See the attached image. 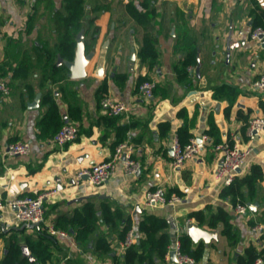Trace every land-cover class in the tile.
I'll return each mask as SVG.
<instances>
[{"label": "crops", "instance_id": "1", "mask_svg": "<svg viewBox=\"0 0 264 264\" xmlns=\"http://www.w3.org/2000/svg\"><path fill=\"white\" fill-rule=\"evenodd\" d=\"M34 1L0 0V17L4 20L0 33V62L4 36H16L23 30ZM53 1L55 4L61 2ZM111 2V8L92 19L80 31L81 39L76 40L83 56H89L85 77L68 76L64 87L69 89L65 91L51 87L65 124L69 122L68 104L77 103L80 107L81 118L76 123L78 134L73 142L53 146L51 140L37 137L36 123L43 113L40 92L36 91L32 99H27L26 95L23 100L19 90L1 98L0 261L6 253L7 239L34 236L39 229L46 233L44 228L53 226L59 216L71 215L93 198L96 204L105 201L110 209H119L130 219L136 244L144 237L138 232L144 215L165 219L172 238L167 252L175 239L186 234L187 224H196L189 217L191 213L215 214L222 208L231 216L230 228L235 240L232 244L227 241L222 225L215 230L202 226L204 230L217 231V238L207 242L192 241L193 249L199 244L203 246L202 257L196 264H236V258L246 248L260 251L262 244L251 231L250 222L257 221L264 210V132L248 141L246 126L252 117H264V91L253 87V82L264 72V49L248 38L256 22L264 26V0H237L234 4L223 0H133L136 10L133 16L125 8L127 3ZM35 33L33 30L24 36V46L30 44ZM145 37L158 50V63L151 69L138 58V49ZM190 48L195 49L196 65L188 68L192 87L186 88L177 82L175 67ZM101 56L104 76H96L94 72ZM198 62L199 77L196 74ZM28 80L32 81L33 77ZM140 80H150L158 86L150 105L143 104L140 98ZM103 82H106L107 96L131 107L128 114L114 123L104 120L98 104L97 90ZM222 85L234 89L236 96L213 98V88ZM129 122L133 126L126 140L134 146L133 158L140 163V171L133 177L125 176L118 162L114 175L100 186H89L86 177L77 182L79 172L109 159L116 128ZM184 125L189 126L192 138L207 136L210 145L181 167L174 168L171 146ZM209 131L212 136L207 134ZM232 132L251 147L238 177L249 174L255 165L263 173L256 211L248 209L244 216L234 213L229 198L220 197L222 187L212 177L220 156L211 144L224 141ZM17 141L30 145L29 155L3 156L5 146ZM52 189L56 193L44 200L41 225L24 227L14 220L13 211L7 206L9 200ZM156 189L165 196L176 195L180 200L173 206H147L146 194ZM65 233L64 236L46 233L54 246L45 264H64L67 258L79 255L86 264H112L110 257L98 259L89 253L81 254L74 232L70 229ZM98 233H106V226L102 225ZM107 237L112 240L115 256L120 257L123 254L117 248L120 240L116 234ZM159 264L176 262L168 253Z\"/></svg>", "mask_w": 264, "mask_h": 264}, {"label": "trees", "instance_id": "2", "mask_svg": "<svg viewBox=\"0 0 264 264\" xmlns=\"http://www.w3.org/2000/svg\"><path fill=\"white\" fill-rule=\"evenodd\" d=\"M111 4V0H61L59 4H55L53 0H35L30 6L23 30L16 36H4L0 80L7 81L10 91L19 90L23 100L26 95L27 99H32L36 91L40 92V107L43 113L36 123L39 139L52 140L55 133L65 125L51 87L57 86L60 91L68 88L64 85L67 84L69 70L64 63L72 62L74 59L78 33L92 19L108 11ZM125 8L132 16L134 15L136 10L133 0H129ZM262 15L260 14V17ZM3 24L4 20L0 17V33ZM258 26L264 27L262 22H256L253 28ZM33 30H36L34 39L24 46V36H28ZM143 40L138 49V58L151 69L158 63V50L147 37ZM58 59H61L62 63L58 64ZM195 65V49L190 48L185 58L175 67L176 79L180 85L186 88L192 87V74L188 68ZM29 77H33V80H28ZM142 82L143 80H140L139 85ZM157 87L155 85L153 94ZM228 95L235 97L236 92L227 85L213 88L215 99H230L227 98ZM106 96V82H103L97 90L98 104ZM68 117V123L80 121L81 110L77 103L68 104ZM118 118L104 116V120L112 123ZM132 126L133 123L129 122L116 128V140L112 145V151L119 143L126 140V134ZM207 134L212 136L210 131ZM190 138L189 126L184 125L178 130L177 140L181 146H185ZM216 144L218 142L213 141L212 145ZM262 178L261 168L257 165L252 166L249 174L244 177L236 176L229 186L222 187L220 197L229 198L233 207L237 203L258 204ZM189 217L199 227L206 225L211 230L222 225V234L227 241L232 244L235 240V233L230 228L231 216L222 208H219L215 214L207 215L203 211H196ZM257 222L264 224V210L257 221L250 222V226ZM102 225L106 226V233H98ZM53 227L65 232L71 229L81 254L89 253L98 259L110 257L112 264H159L165 259L167 246L172 240L165 219L144 215L138 224V232L143 234V239H140L138 244L134 243L127 247L120 257L115 256L111 249L112 240L107 235L116 234L119 240H123L127 232L132 229V223L119 209H110L105 201L96 204L93 198H89L71 215L59 216ZM178 240L181 253L192 257L197 263L202 257L203 246L199 244L193 249L194 244L187 234H182ZM260 240L264 242V233ZM22 244L27 246L37 264H45L50 259V248L54 246L53 240L40 229L34 236H12L6 240V253L0 264H31L22 255ZM263 253V249L256 251L255 248L248 247L241 256L236 258V264H254ZM64 264L86 263L79 255V257L67 258Z\"/></svg>", "mask_w": 264, "mask_h": 264}, {"label": "built area", "instance_id": "3", "mask_svg": "<svg viewBox=\"0 0 264 264\" xmlns=\"http://www.w3.org/2000/svg\"><path fill=\"white\" fill-rule=\"evenodd\" d=\"M128 3L129 0H122ZM226 3L234 4L237 0H223ZM248 38L264 49V27H255L248 33ZM253 87L257 90L264 91V72L253 82ZM155 83L146 80L139 85L140 98L145 105H150L153 100V90ZM10 87L6 80H0V97L6 98L10 95ZM100 110L104 116L109 118L120 117L129 113L131 107L119 100L110 96L102 98L99 102ZM78 124L68 123L63 125L53 136L51 144L53 146H64L73 142L77 136ZM264 132V117L256 116L249 119L246 126V137L251 141L259 133ZM207 145H210V140L207 136L200 139L190 138L185 146H181L175 137L172 142V160L171 165L174 168L181 167L185 161L199 155ZM219 156L220 161L213 169V180L218 183L219 187L229 186L238 176V170L244 165L246 158L251 152V147L247 145L236 132L229 133L224 141L212 145ZM30 153V145L27 142L17 141L9 143L3 150V156L16 157L26 156ZM134 146L127 140L119 143L112 151L108 160L93 164L88 169L77 174V182L86 177V182L89 186H100L107 182L116 170L118 162L121 163L123 175L128 177L135 176L141 169L140 163L133 158ZM56 193L52 189L44 193H36L34 196H20L12 198L7 202L13 211L14 220L24 227L39 226L44 222V200ZM180 199L176 195L169 197L165 196L160 189L153 190L146 194V205L150 207L169 205L173 206ZM1 208V205H0ZM236 215L244 216L248 212V207L245 204L237 203L233 207ZM50 236H64L65 232L55 229L53 226L44 228ZM251 231L255 233L260 240L264 233V224L257 223L251 227ZM135 243V235L132 230H129L123 240L117 242L119 252ZM175 254L176 264H196V261L180 251V243L178 238L174 240L173 245L168 248ZM264 250V242L261 244V250ZM254 264H264V253L258 257Z\"/></svg>", "mask_w": 264, "mask_h": 264}, {"label": "water", "instance_id": "4", "mask_svg": "<svg viewBox=\"0 0 264 264\" xmlns=\"http://www.w3.org/2000/svg\"><path fill=\"white\" fill-rule=\"evenodd\" d=\"M81 37H82L81 32H79L76 38L77 40H80ZM88 61H89V56H83L82 47L79 44H77L73 61L64 63L69 70L68 76L73 79L84 78L85 77L84 68L87 65ZM60 63H62V60L58 59V64ZM199 69H200V63L198 62V65L196 67V74L198 77H199ZM94 73L96 76H104L102 56L98 60ZM240 170L241 169H239L237 172L239 173ZM247 207L251 212H255L257 208V204L248 203ZM186 234L193 242H198L200 240L207 242L211 239L217 238V231L210 232L204 230L194 223L187 224ZM21 252L22 255L25 256L31 264H37L35 258L29 253L27 246L21 245ZM170 257L174 262H176L175 254L173 251L170 252Z\"/></svg>", "mask_w": 264, "mask_h": 264}]
</instances>
